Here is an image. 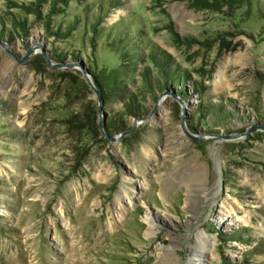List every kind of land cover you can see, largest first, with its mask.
<instances>
[{
    "label": "rangeland",
    "instance_id": "obj_1",
    "mask_svg": "<svg viewBox=\"0 0 264 264\" xmlns=\"http://www.w3.org/2000/svg\"><path fill=\"white\" fill-rule=\"evenodd\" d=\"M262 124L264 0H0V264H264Z\"/></svg>",
    "mask_w": 264,
    "mask_h": 264
},
{
    "label": "bare ground",
    "instance_id": "obj_2",
    "mask_svg": "<svg viewBox=\"0 0 264 264\" xmlns=\"http://www.w3.org/2000/svg\"><path fill=\"white\" fill-rule=\"evenodd\" d=\"M163 102V100L161 99ZM231 205V204H230ZM228 210L232 211L233 207L227 205ZM156 219L149 220L150 227H149V233L154 232V225ZM225 221H223L224 223ZM174 242L176 240V237H173ZM196 243L193 246L194 250L192 253V256L194 260L197 259V262L191 263V264H207L210 262V258L214 256V239L210 237L206 232H199L196 234Z\"/></svg>",
    "mask_w": 264,
    "mask_h": 264
},
{
    "label": "water",
    "instance_id": "obj_3",
    "mask_svg": "<svg viewBox=\"0 0 264 264\" xmlns=\"http://www.w3.org/2000/svg\"><path fill=\"white\" fill-rule=\"evenodd\" d=\"M33 52V49L30 48L26 55L21 59V61H24L26 58H28V56ZM46 60L50 63V60H49V57L46 55ZM83 75L84 77L86 78L87 82L89 83V85L92 87V89H94L95 91L98 92V94L100 95V92L98 91V89L96 88L95 84L93 83L92 79H91V74L88 72V71H84L83 72ZM156 105H159V103L161 102V98H158L157 101H156ZM259 128H262L264 129V124L262 125H259V126H256V125H253L251 127H249L245 132L241 133V134H244V135H248L250 131L252 130H256V129H259ZM131 131V130H130ZM188 136L191 137L192 139L196 140V141H200L202 140V137L201 136H195L191 133H189L188 131H186ZM238 134H228L226 135L227 138H235L237 137Z\"/></svg>",
    "mask_w": 264,
    "mask_h": 264
}]
</instances>
